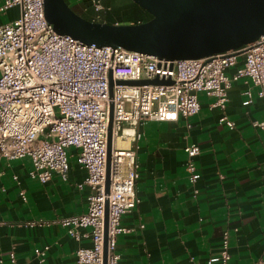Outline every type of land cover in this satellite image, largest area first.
Masks as SVG:
<instances>
[{"label":"built area","instance_id":"built-area-1","mask_svg":"<svg viewBox=\"0 0 264 264\" xmlns=\"http://www.w3.org/2000/svg\"><path fill=\"white\" fill-rule=\"evenodd\" d=\"M89 3L91 21L107 23L110 7L101 0ZM12 6L19 7V17L0 24V159L28 156L30 177L45 182L56 172L67 179L68 149L76 148L77 161L87 171L76 183L78 188L89 189L86 210L42 222H57L76 239L82 236L80 227L88 228L91 244L77 247L71 264H103L107 201L106 264H118L117 234L130 230L120 223V216L139 201L135 190L138 163L132 144L139 136L137 126L148 119L197 113L199 91L213 95V104L224 107L227 90L240 77L250 84L243 90L245 103L254 95L264 99V34L239 49L198 58L165 59L138 50L85 44L59 34L45 18L44 0H3L0 12ZM239 54L243 62L228 73L226 69L236 64ZM155 77L170 82H117ZM111 106L112 149L106 192ZM219 121L234 126L225 114ZM252 123L264 132V119ZM126 127L131 132L126 133ZM118 136L129 144H115ZM185 150L188 178L195 181L200 173L193 157L200 148L193 143ZM220 242L219 254L206 264H230L227 230ZM47 247L34 249L40 262ZM8 260L17 264L14 251H9Z\"/></svg>","mask_w":264,"mask_h":264},{"label":"crops","instance_id":"crops-1","mask_svg":"<svg viewBox=\"0 0 264 264\" xmlns=\"http://www.w3.org/2000/svg\"><path fill=\"white\" fill-rule=\"evenodd\" d=\"M19 15L18 6L7 8L0 12V24ZM110 17L108 23L118 20ZM242 62L239 54L227 72ZM248 86L238 78L224 107L199 91L197 113L137 126L132 144L139 201L120 216L130 230L117 234L118 264H206L219 254L225 230L230 264H264V132L252 123L264 119V99L254 95L245 103ZM223 114L233 127L219 121ZM193 143L200 148L193 157L200 175L190 181L185 146ZM68 154V178L53 172L45 182L29 176L28 156L0 159V264H9L11 250L17 264H71L77 247L91 244L86 227L79 228L82 236L76 239L59 223L42 222L86 210L89 189L76 183L87 171L77 161L76 148L69 147ZM43 245L48 247L40 262L34 249Z\"/></svg>","mask_w":264,"mask_h":264},{"label":"water","instance_id":"water-1","mask_svg":"<svg viewBox=\"0 0 264 264\" xmlns=\"http://www.w3.org/2000/svg\"><path fill=\"white\" fill-rule=\"evenodd\" d=\"M151 18L138 23L94 22L65 0H44V15L54 30L85 44L138 50L158 58H198L239 49L264 34V0H132ZM119 83L170 82L159 78L119 79ZM111 83V82H110ZM111 94V91H110ZM112 106L107 129L105 190L112 149ZM108 206H105L103 264H106Z\"/></svg>","mask_w":264,"mask_h":264},{"label":"trees","instance_id":"trees-1","mask_svg":"<svg viewBox=\"0 0 264 264\" xmlns=\"http://www.w3.org/2000/svg\"><path fill=\"white\" fill-rule=\"evenodd\" d=\"M78 1L79 2L77 3V5H74V6L69 5V6L72 9L73 7H75L77 10H79L80 12H77L75 9H73L81 17L87 20H91V15H92L93 10L90 7L89 0H78ZM102 2L105 4V6L110 7V11L106 14L107 23L111 22V21H108V20H111L110 14L111 16L114 15L112 14L113 9H117L121 13L133 14L132 19H130L128 22L138 23V22L146 21L151 18V15L146 10L141 8L138 4H136L135 2H132L131 5L122 4V3L120 4L116 0H102ZM84 9H87V10H84ZM116 17L118 18V20L114 21L113 23L118 22V24H121L120 17L119 16H116Z\"/></svg>","mask_w":264,"mask_h":264},{"label":"rangeland","instance_id":"rangeland-1","mask_svg":"<svg viewBox=\"0 0 264 264\" xmlns=\"http://www.w3.org/2000/svg\"><path fill=\"white\" fill-rule=\"evenodd\" d=\"M70 6H74L77 5V0H66ZM118 3H122V4H128L131 5V3L133 2L132 0H116ZM73 9H75L77 12H80L79 10H77L75 7H73ZM112 14H114V16H119L121 19V24H128L127 22L132 19L133 14H128V13H121L119 12L117 9H113ZM111 15V14H110Z\"/></svg>","mask_w":264,"mask_h":264},{"label":"bare ground","instance_id":"bare-ground-1","mask_svg":"<svg viewBox=\"0 0 264 264\" xmlns=\"http://www.w3.org/2000/svg\"><path fill=\"white\" fill-rule=\"evenodd\" d=\"M125 132L129 133V132H131V129L126 127L125 128ZM123 142H126V139H124L122 137H119V136L117 137L116 141H114V143L117 144V145H125V143L123 144Z\"/></svg>","mask_w":264,"mask_h":264}]
</instances>
